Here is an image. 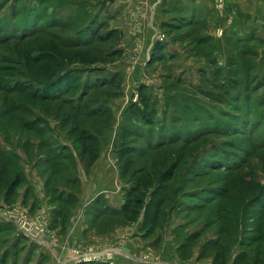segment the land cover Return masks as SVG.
<instances>
[{
  "label": "rangeland",
  "instance_id": "rangeland-1",
  "mask_svg": "<svg viewBox=\"0 0 264 264\" xmlns=\"http://www.w3.org/2000/svg\"><path fill=\"white\" fill-rule=\"evenodd\" d=\"M82 3L0 0V153L20 154L29 167L28 177L21 167L23 179L13 193L9 188L17 169L1 183L0 214L20 207L36 216L44 208L46 222L45 236L37 243L0 218V264H37L34 245L66 233L56 230L60 216L53 206L62 208L70 191V200L78 203L76 187L66 182L82 172L79 165L85 159L79 133L70 135L68 128L92 120L70 119L76 103L83 104L82 110L107 113L104 123L111 129L104 134L99 163L119 159L120 184L136 191L128 204L142 210L135 222L144 221L147 205L153 206L147 214L154 223H147L150 230L143 239L151 240L152 250L139 248H146L144 259L150 264H264V31L252 25L248 33L225 32L223 22L210 29L198 15H184L160 33V38L165 35L159 40L164 52L150 63L132 53L138 40L131 36L127 16L112 21L122 28L120 37L76 45L91 38L93 27L108 22L104 9ZM124 4L117 7H123L120 13L113 7V16L126 10ZM114 50L118 62L113 64L104 55L112 56ZM55 83H66L58 102L42 103L40 94L51 95ZM25 120L34 123V133L24 129ZM42 156L51 163L38 161L37 175L33 161ZM10 158L14 165L20 163ZM112 168L104 185L110 180L118 184ZM57 170L63 180L56 174V181L48 182ZM95 189L86 185L85 193ZM137 199L144 204L136 205ZM84 203L73 215L78 224L84 223L85 214L78 218ZM130 221L121 226L131 228L126 233L135 243L142 240L136 236L141 228ZM90 222L95 225L98 219ZM120 241L110 235L99 238V246L81 240L83 245L73 249L81 255L73 253V262L145 264L134 261L138 257L130 246L126 251L134 260L122 259ZM92 249L100 256H90Z\"/></svg>",
  "mask_w": 264,
  "mask_h": 264
},
{
  "label": "crops",
  "instance_id": "crops-1",
  "mask_svg": "<svg viewBox=\"0 0 264 264\" xmlns=\"http://www.w3.org/2000/svg\"><path fill=\"white\" fill-rule=\"evenodd\" d=\"M85 1L87 3L92 2L93 4L98 5L99 8L104 9V14H107L108 20L110 21V25L112 27L111 29L119 30L121 32L122 28L120 29V25L113 27L112 21L114 20L116 23L117 20L118 23H120V19L127 16V20L129 19V21L132 22L129 29L132 34L131 36L137 37L138 40L137 46L133 44L132 53L136 59L146 58V61L150 63H154L155 61L153 54L156 44L160 42V33L168 31L170 23L176 21L178 17L198 15L199 18L208 21V27L210 29L216 28L217 21H219V23L223 22L225 32L226 30L229 32L232 29H236L239 30V32L248 33L251 31L252 25H254L257 29L259 28L260 31H264V0H82V2ZM126 2L127 4L123 5L126 10L120 15L119 13L123 11H121L123 7L121 6L120 9L117 7H119V4L122 5V3ZM113 7H116V12H119V17L117 18L113 16ZM111 10L112 12L110 14ZM156 25L159 26V28H157ZM212 31L213 30H210L208 33H211ZM145 54L147 56L144 57ZM116 62L118 61H113V64ZM112 143L113 141L111 144ZM101 159L102 158L99 157L92 165H89V163L85 164V162H83L84 164L81 163L79 167L81 166L82 168L81 173L84 175V178L79 172V174H74L76 178L73 182L69 181L68 185L76 187L74 193L78 197L79 201L73 208L71 217H69L65 224L62 220H60L59 223H56L58 227L56 230L62 231L63 229L66 231L65 234L56 235L57 237L50 236L46 238L42 244L37 246L34 245L32 251L36 254V260H38L37 264H42L43 262V264H58L60 261L67 262L66 264H74V255L72 250L76 247V245L81 243V240L85 241L83 243L91 242L97 245L99 243V238L106 237L107 235L112 236V238L114 237L115 240H117V238L120 240L122 239L120 242L123 243V248L117 249V253L122 256V259L134 260V258H132L128 253L130 250L128 248L130 246L131 250H134L133 254L138 257L134 260L135 262L141 263L143 261L145 264H150L149 261L143 258V254H141V252L143 253L142 250L146 248L139 250L142 245L146 247L148 245L147 243H150L151 241H143V239L147 238L145 228H143L144 221L140 220L135 222V220H133L128 222L132 223L133 226L136 225L134 223H139L138 228H141L136 236H138V238H142V240L138 239L139 241L136 240L135 243L131 242V238H129L130 236H127V229H129L130 232L131 228L129 226V228H124L125 226H121L122 222L119 220L114 223L111 222L113 226H109V228L112 229L110 233L114 232L106 235L102 233L105 232V228L101 226V220L95 225L90 224V221L95 217V213L100 211V208H102L103 211H121V208L125 203L123 194L126 187L124 188L125 184H120V180H122V178L117 165L118 159L111 161L113 165L108 161L100 164L99 161ZM78 161H80V159H78ZM25 163L26 165L28 164L27 161L23 160L24 171L28 177L29 173H27V169L29 170V167L26 169ZM112 167H115L114 169L117 170L116 176L118 178V184H114L115 181L113 182V180H110L108 185H104L102 181L103 179L109 181L108 172ZM38 168V165L34 164V170L37 175L39 174ZM39 179L44 183L43 178L39 177ZM86 185H94L96 192L85 193ZM71 194L72 192L70 191L67 193V196H70ZM83 198H87L86 201H84ZM82 203L86 204L84 205L85 210H83L85 219L84 223L82 222V224H78V222L76 223L74 221L73 215ZM42 206L45 207V205ZM53 208V211H56V206H53ZM43 209L44 208H41L40 210ZM54 226L55 225H53L52 228H54ZM109 228H106V230ZM130 242L132 244H130ZM81 245L83 244L81 243ZM99 245L100 244L97 246ZM147 247L152 250L151 245H148ZM39 257L41 258L40 260L38 259Z\"/></svg>",
  "mask_w": 264,
  "mask_h": 264
},
{
  "label": "trees",
  "instance_id": "trees-1",
  "mask_svg": "<svg viewBox=\"0 0 264 264\" xmlns=\"http://www.w3.org/2000/svg\"><path fill=\"white\" fill-rule=\"evenodd\" d=\"M82 4H85V6H90L89 3H87L86 1L83 2ZM88 9V8H87ZM94 19V17H92ZM191 19V18H190ZM95 20H98V17L95 18ZM94 20V21H95ZM192 23V21H191ZM92 25V24H90ZM109 20L108 22H106V24H102L99 28H95L93 27V35H91L90 39L87 40H82V42H77L76 45H89L91 42L95 41L96 39L99 41V43H106L110 40L115 39V37H118L120 35V31L119 30H114L111 29L109 30ZM173 26V25H172ZM101 31V32H100ZM90 36V35H89ZM88 37V36H87ZM120 37V36H119ZM164 47H163V43L158 42L155 46V50H154V60H158L160 57H162V53L164 52ZM116 50L112 51V56L109 55L108 57L104 55V58H108L109 61H114L116 58ZM102 55V54H100ZM81 57V56H80ZM81 57L82 61L83 60ZM113 58V59H112ZM104 60V59H103ZM87 63V62H84ZM114 80H117L114 79ZM55 81H59V80H55ZM57 84L56 87L54 89H51L53 91V93L51 95L47 94L46 92H44L43 94H40L42 98L41 102L44 104H47L49 102H53V103H57L58 102V97L60 96V94L58 93L61 89V87L63 86V84H59V83H55ZM53 87V86H51ZM49 89H45V91H51ZM56 91V93H55ZM79 104V105H78ZM72 105V104H71ZM77 107L75 108L73 107V110L70 114H68L69 117H71L70 119L72 120H77V119H92L91 122H85V124H78L72 127H69V133L70 135H75L77 133H79L80 136L77 135V142L79 144V149L81 150V155L82 157H84V162L85 163H89V165H92L93 162H95L99 157V152H101V149L103 148V143H105L107 140H105V135H107V132L110 128V125L105 124L104 120L107 118V113H105V111L101 112L102 108L99 109H80V103H76ZM105 115V116H104ZM33 121V120H31ZM24 129L28 130V132L30 133H34V123L29 121H24ZM85 125V126H84ZM100 126H102L104 128V131L102 129H100ZM65 128V127H63ZM87 132H89L87 134ZM106 133V134H105ZM105 134V135H104ZM104 141V142H103ZM22 143V142H21ZM24 145L26 146L27 149L32 148V144H29L25 141ZM9 150V148H8ZM115 151V149H113ZM29 152V151H28ZM116 152V151H115ZM9 153V152H8ZM12 154H6L5 152H1L0 153V187H1V183L3 182V180L5 179L6 176L11 175V169H17V174H15L14 178H13V182L9 188L10 193H13L17 187L19 186V184L21 183L22 179H23V157H21L20 154H14L13 152H10ZM8 155V156H7ZM13 155V156H11ZM13 157L14 159H20V163H17V165H14L11 158ZM21 159H22V163H21ZM119 160V159H118ZM38 161H40L39 163H43V164H49L51 163V159L49 157H44L42 156L41 158L36 157V160L33 161L34 164H37ZM22 167V169H21ZM60 170L54 171L50 173V180H47L48 182H55L56 179L53 177L56 174H59L61 177V180H63L64 176H61L63 174V172H59ZM76 176L73 174V177L70 176L69 181L73 182L75 180ZM52 180V181H51ZM60 180L57 179V182H59ZM69 181H67L66 183L68 184ZM125 203L121 208V211H114V210H110V211H103L102 208H100L99 212H96L94 219H98V222L101 220V226L103 228H109L108 226L112 225V223H114L115 221H121V222H127L128 220H134L137 218V216L140 214V212L142 211L141 209L138 210L136 208H133V206L130 204L129 206V201L132 200V196L134 194H136V191H132V189L130 188H126L125 190ZM73 196V193L71 194ZM61 198V197H60ZM72 197L68 196L66 199L67 201L63 204V207L58 209L57 211H55V213L60 216L59 220H62L64 223L67 222V220L69 219V214H71L73 208L75 207V205L77 204V199L74 198L73 200H70ZM62 199V198H61ZM58 202V201H57ZM136 205L141 206L142 204H144L143 199H137L136 200ZM152 205H147L146 207V215L144 218V227H145V231H149L150 228H148L147 223L151 222V224H153V218L151 217V215L147 214L149 212L152 213ZM151 208V210H150ZM106 223V224H105ZM106 225V226H105ZM108 225V226H107ZM105 226V227H104ZM22 238H24L23 236H21ZM87 264V263H86Z\"/></svg>",
  "mask_w": 264,
  "mask_h": 264
},
{
  "label": "built area",
  "instance_id": "built-area-1",
  "mask_svg": "<svg viewBox=\"0 0 264 264\" xmlns=\"http://www.w3.org/2000/svg\"><path fill=\"white\" fill-rule=\"evenodd\" d=\"M161 40L165 39V35L161 36ZM84 214V211L81 212L80 216L78 218H81V216ZM44 215H45V209L42 210V213H38L36 216H31L28 211H26L23 208L16 207L12 209L6 210L4 214H0V218H3L6 222H10L16 225L19 233L22 235L30 238L32 241H35L39 243L38 239H43L42 236H45V226L46 222H44ZM38 238V239H37ZM73 253L75 255H81L80 249L73 250ZM90 256L98 257L100 256L101 252L91 250L90 253H88ZM110 256H112L110 254ZM77 256H75L76 259ZM92 258L90 257L89 260ZM87 260V259H86ZM82 261V260H81Z\"/></svg>",
  "mask_w": 264,
  "mask_h": 264
}]
</instances>
